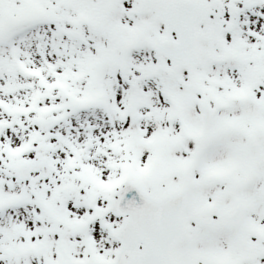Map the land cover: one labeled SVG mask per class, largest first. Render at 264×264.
I'll return each instance as SVG.
<instances>
[{
	"label": "bare ground",
	"instance_id": "6f19581e",
	"mask_svg": "<svg viewBox=\"0 0 264 264\" xmlns=\"http://www.w3.org/2000/svg\"><path fill=\"white\" fill-rule=\"evenodd\" d=\"M218 9V13H221V7L220 8H217ZM248 19V21L245 22V25H248L250 20L248 17H246ZM223 20V19H222ZM219 21L220 19H217L215 20V23L214 25L216 26L217 25V29L218 31H220L221 27L219 25ZM71 29V28H70ZM52 31V30H51ZM50 31V33H51ZM228 30H225L224 33H227ZM239 33L242 34L240 36V40L241 42L243 43V49L246 48V45L248 44L247 40L246 39H251L254 41V43H250L251 46H249L250 48H252V52H251V55L253 54V52L255 50H258L257 52V59H254V60H247V63H241V64H238L239 67L237 68H234L230 71H228L227 74H232L233 77H232V81H233V85H230L228 84L225 80L222 79V81H220L224 87L227 88V86H232V87H238L240 86V81H241V85L243 88H245V79L247 78L248 74L249 73H257V71L259 72V77H260V74L261 72L263 71L264 72V34H254L253 32H249L247 31V29H240L239 30ZM54 38H57V40L51 38V35H50V38L53 40L54 44H56L57 48H56V52L61 54V55H70L71 56V51L69 53V51L64 48L65 46H70L71 45V40L70 38H67L65 39L64 38V33L62 32V30H56L54 31ZM228 36H232L234 33H227ZM68 35L70 37V33L68 32ZM93 35H96L94 33H91L90 36H93ZM49 38L48 34H43L39 39H41V42H44L45 40H47ZM150 58H138L135 62V67L137 68H143L144 67V64H146L150 59ZM221 64H223L224 62H220ZM228 64V63H227ZM226 64V65H227ZM225 65V66H226ZM223 66V67H225ZM98 68V71H97V76L95 77L96 80H97V83L100 79V76H99V72L101 71L102 72V69H101V66L99 65V62L96 63V66ZM69 76H74L75 75L72 73V72H69L68 73ZM104 75V74H102ZM259 77L256 80V83L254 85V89L256 88H259V90L261 88L264 89V83L259 80ZM86 78V77H84ZM87 80V78H86ZM240 80V81H239ZM147 84L148 82H144V84ZM227 85V86H226ZM160 89L157 81H152L148 86H147V90L151 91H155L156 90L158 91ZM230 90V89H229ZM228 89L226 91H229ZM261 91V90H260ZM225 93V92H224ZM262 93V91H261ZM264 96H262V99L263 100ZM41 99L43 101H46L48 99V95L45 94V93H42V96H41ZM255 99V96L254 95H248L245 97V100L244 101V98H242L241 100H239V103L235 102L236 100L234 99V97L232 98V96H227L225 98V100L223 101L224 103H231L233 102V105H230L228 109H226L225 112H233V109H236L237 107L241 108L239 110H236V114H237V122H235V127H237L242 120H244L245 118L247 117H250L251 115L253 114H256L258 115V117H261L263 116V113H264V109H261L260 110V107L259 105L254 101ZM262 102L263 106H264V100L263 101H260ZM99 106L101 109L102 108V104L100 103L99 101ZM248 106V107H247ZM231 117V116H230ZM107 117L105 115H103L102 112L99 113L98 117L95 118V122L92 123L93 126H95V130L94 129H91L90 131H87L85 126H84V123H81V122H75L72 124V129L74 131H82V132H89V133H93L95 135V152H96V161L94 163V167L97 169L98 168V171L101 170L100 167H103V165L105 164V161L104 159L100 158L99 155H98V149L100 146H102L103 143H107V131L110 130L108 129V124H107ZM217 121H221V118ZM170 123H171V126L174 127V131H175V136L177 139H179L180 141H185V140H190V139H195L194 141H202L205 142V144L203 146H201V149L204 150V153H206V155H202L204 159H213L214 157H217L218 155L217 154H223L225 153L227 150H229V143H233V137L231 136L232 134L229 133V132H222L220 133L221 134V138L219 137L217 139V136L220 134L218 132L216 133H210L208 134L209 137H208V140H206L204 137V133L201 134V137H200V133H193L191 132L189 129L186 130L184 127L185 126H181L179 125L178 121L176 120V118L171 115L170 116ZM153 124H150V126H152ZM25 128V126L21 125V124H18V127H17V130H12L11 133H15L21 129ZM28 128H31V126H28ZM9 131V129H8ZM139 133H147L149 132V128L148 127H142L139 129L138 131ZM10 133V131H9ZM10 133V135H11ZM244 137H246L248 139V141L250 140V137L252 135L251 131L248 130V128H244ZM8 134V133H6ZM81 134V133H80ZM194 142V143H196ZM250 142V141H249ZM256 142V140L254 141ZM108 144V143H107ZM103 147V146H102ZM57 148H58V153L56 154V152H52V154L50 156H46L44 157V161H48L50 160L51 158L53 157H60V158H63L65 155H66V152H64V149L62 148L61 144H58L57 145ZM200 157L198 156L197 157V160L199 159ZM95 160V159H94ZM194 165V163H193ZM0 175H2L0 173ZM51 177H54L53 175H46L45 177V182L48 181ZM1 183H8L7 182V178L5 176H0V184ZM9 187V186H8ZM6 187V188H8ZM11 187H13V185H11ZM35 187H39L41 191L43 192H47L46 195H48V197L51 196V191L52 190H57L58 188V185L56 183H51V184H48L46 187L41 184H36L34 185V187H30V188H34ZM242 186H238V189H240ZM237 188V186H236ZM15 189H18V188H15ZM37 192V191H36ZM27 199V198H26ZM23 203L19 204L18 206H16L15 208V211L12 210V208L14 207L13 206H10V213L9 215L4 218H0V219H3L1 220L2 222H5V221H12V224L15 226L16 230H17V234L18 236H20V238H23V239H26L25 240V244L27 246H32V242L28 239L29 237V233H28V230L25 228V219L27 220L28 219V214L26 213V210L27 208L31 207V203H27L26 205L24 204L22 206ZM84 206V205H83ZM81 205H78V203H76V206L75 208L71 211V214H74L76 215V213H79L80 210H81ZM215 213V212H214ZM7 218L11 219V220H6ZM1 226H6V225H1ZM42 227L44 228H48V230H50V235H48V238L46 240H43V238L41 239L42 240V246H38L40 249L39 251L34 255V252H26V253H22L21 255L17 256L15 258V264H39L38 263V260L39 259H42L46 256V253H47V250H49L50 252L54 249H62V248H71L72 246L75 247L74 245H79L81 248H83L84 246L81 245L79 242L76 241V239L74 237H72L71 235H69L67 232H64V234H62L60 237L59 236V233L61 232V230L57 229L55 227V225L53 224H48L45 225L43 224ZM42 230V228H40ZM93 229V228H92ZM98 230V239L99 241L101 242L100 238H99V235L101 234V237L103 238H106L107 235L110 234V227L108 224L104 225L102 227V229H97ZM198 231L199 232H204L206 233L208 231V228H206V226L204 227H200L198 228ZM217 232L221 233L220 230H216ZM202 232V236L201 237H206ZM217 236L214 237V240ZM50 238V239H49ZM217 239V238H216ZM0 264H5L4 262V257L0 255Z\"/></svg>",
	"mask_w": 264,
	"mask_h": 264
},
{
	"label": "rangeland",
	"instance_id": "374dc122",
	"mask_svg": "<svg viewBox=\"0 0 264 264\" xmlns=\"http://www.w3.org/2000/svg\"><path fill=\"white\" fill-rule=\"evenodd\" d=\"M86 1L76 0V1L73 2L72 6L78 7V5L80 6L81 4H85ZM217 6H218V4L216 5V7ZM258 6H256L255 9H254V11L256 13H258V8H259ZM215 8H214V10H215ZM31 15H32V11L29 12V16H31ZM101 20H102L101 22L103 24H106V22L108 21L105 17H102ZM48 24H49V21H45V22H42V23H39V22H25L24 27H31V28L38 27V26L42 27L43 25L46 26ZM145 24H149V23L145 22ZM17 26H18V28L23 27L21 24L17 25ZM154 26H156V30L157 31H160V27H158L157 25H154ZM13 35H17V37H14V39H12V40L15 43H17V45H18L19 42H20V39H21L20 34L16 33V34H13ZM112 35L115 36L114 34H112ZM8 39H9V37H8ZM4 41H7L6 31H4L1 34V36H0V59H4L5 57H8L7 63L8 62L10 63L11 62L10 60L12 58V55H11L12 52L10 50H9L10 53L7 51L5 43H3ZM218 45H219L218 53H220V52H222V48L220 47V42L219 41H218ZM215 53H216V51H215ZM157 61L155 59V62H157ZM159 61L161 62L160 64L162 65V68L165 69L164 78L167 81L169 79V75L166 74V73H168V67L169 66H168L167 62H165V59H163L162 57L159 58ZM206 64H208V63L206 62L205 65ZM209 67L210 66H208V68ZM210 72L211 73H217V72H212V71H210ZM182 73L183 72H177L176 75L170 76L171 80L174 77H176V76H179V77L184 76ZM222 74H223V72L221 73V75ZM176 79H177V77L175 78V80H172L170 83L167 81L168 83H166V84L162 82L160 84L162 86V88H163L162 90H164V92L167 93V94L170 93L171 95H177V93H178L177 91H180V87H179V84H177L178 82L176 81ZM2 85L3 84L0 83V88H1ZM14 87H15V84H14ZM142 90L143 89L141 88L139 91H137L138 94H140V91L142 92ZM14 91H15V89L9 92L7 89H3L2 88V90H0V97L5 98V100L8 101V102H12V105L14 106L17 102H19V100H21V97H22L21 93H24V91H20V93L18 94V93L14 92ZM29 93H30V91L28 92V94ZM131 93H133V92H131L130 90L122 91L123 96L127 97V98H128V96L131 95ZM14 96H16L17 98L15 99ZM28 99L30 100V96H28ZM182 101L185 103L186 107L191 108L193 110V112L195 113V116L197 117V109H196L195 104H193V102L191 101V99L189 97H186ZM158 106H159V109H164V107H165L164 104L161 102L160 96L152 94L147 99L146 103L143 106H141V107H142V109H156V107H158ZM188 116L189 115H187V117ZM254 121H256V119ZM242 125H248L249 126V125H251V122H243ZM253 125L255 126L256 124L254 123ZM262 132L263 133H259L256 136V139L260 138V137L264 138V131H262ZM238 140L239 139L237 137H233V142H235V143H233V146L238 145V143H241V140L240 141H238ZM260 143H261L260 150L262 151V149L264 148V146H262V139H261ZM11 149H15L16 151H18L20 149V140H18V138H16L14 140L13 146L10 147L7 155L11 154V152H10ZM140 149L141 148L139 147V149H137V150L133 149V151L134 152H139ZM162 151H167L166 145L161 144L160 142H157L156 143V148L154 150H152L151 157H150L151 161H152V164H153V170H154L153 175L154 176L152 178H150V179H149V177L146 178V179H136V182H139V181H140V183L142 182L141 184H142L143 188L148 190L150 193H154L157 196H161V195L165 194L166 192L170 191L171 187H173L176 184L180 183V180L178 178L179 177V173L177 172V169H176V163H177L178 160L175 161L176 158H180L181 159L180 155H178V151L176 152L177 153L176 154V153H174V151L171 150L174 153L173 156H171V157H168V154H167L166 157H163L161 155ZM257 152H260V151H257ZM147 153L150 154V152H147ZM254 153H256V152H254ZM259 159H263L260 154H259ZM217 160H218V158H217ZM31 161L33 162L34 160H31ZM207 161L209 163H214V162L209 161V160H207ZM234 164H238L239 165L238 169L243 170L244 164H242L239 161V158H237V160L234 161ZM213 166H215V163L213 164ZM216 166H218V165H216ZM169 170L173 171L174 175H176L177 178H174V176L172 174L171 175H167L166 173ZM45 172H46V169H45ZM14 174H15L14 170L11 171V172L8 171L7 177L10 179L9 187L7 186L8 184H5V183H1L0 184V199L1 198H5V200L6 199L7 200H9V199L17 200L18 198L15 195H18L17 194L18 191L25 190L24 187L26 186L25 193H28L27 196H29V200L28 201L25 200V202H29V201L31 203H33L35 201L37 202L36 205L32 204L30 208H27L26 210H24L28 214L27 215L28 219L26 221L25 228L27 227V228L31 229L30 226L33 223L32 222V220H34L33 217L35 215L36 216L37 215L41 216L42 214L44 215L46 210L44 209V206L41 204L40 199L34 195L32 190L28 189V188H30V186L27 183H29L30 181L25 182V184L24 183L18 184V183L15 182V178H14L15 175ZM11 185H13V187H11ZM6 187H8V188H6ZM60 187L61 186L59 185V188ZM216 187H218V185H214V187L212 188L211 192L214 191V188H216ZM15 188H20V189H15ZM63 194H66L65 195V201H67V204L69 205V209L71 210L72 209L71 206L73 205L72 203L75 202V199L73 197L71 199V196L72 195L76 196V195L75 194H70V192L66 193V191ZM63 197H62V199H63ZM205 198H209V196H206ZM193 201L195 202L196 200L193 199ZM188 207H190V206L188 205ZM15 208L16 207H13L12 210L15 211ZM10 210L11 209H6L7 216L9 215ZM49 210H50L49 212H51V214L53 212L55 220H58L59 217H64V218H70L69 219L70 221H72L73 219H75V221L76 220L78 221L82 217L80 213H82L84 211V210L83 211L81 210L78 215H74V214H71V212L68 209H66V208L58 209V208L52 207V208H49ZM1 216L2 215H0V218H2ZM43 218H44V216L43 217L41 216L40 220L43 221ZM109 219L114 221L113 223H115L116 229L119 226L122 225V222H121L122 219L120 220L118 218V216H116V214L114 212L108 214V216L106 218V221L109 220ZM1 220H3V219H0V255L4 257L5 264H15L14 261H15V258L17 257V255H18V252L15 251V248H16L17 244H23L25 242L21 238H18L19 236L17 234V230H16L15 226L12 224V221L2 222ZM6 220H11V219L7 218ZM103 222L104 221H101L100 223L99 222L92 223V225H89L87 227V229H86L87 232H86L85 237H90V238L94 239V234H92L93 231L91 229L93 227L96 228L97 224H102ZM1 225H6V226H1ZM61 228H65V227L61 226ZM46 232L43 229V233H46ZM34 238H37V237H34ZM29 240L31 241V239H29ZM82 241L85 242V238L84 237H82ZM111 243H112V247H111V249L107 250L108 254H109V252L112 253V251H114L117 248V246H118V245H116L117 243L115 242L114 239H113L112 242H110V244ZM3 247L10 249V255L7 256V254H5L3 252V249H2ZM100 248L101 247H99L97 249H100ZM38 250L35 251L34 255L38 252ZM67 252H68L67 249L65 251H63V253L65 255L67 254ZM71 255L81 256L78 251H73V253ZM46 259H48V257L45 256L44 258L39 259L38 263L42 264ZM64 259H68V256H65Z\"/></svg>",
	"mask_w": 264,
	"mask_h": 264
}]
</instances>
